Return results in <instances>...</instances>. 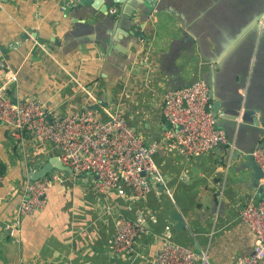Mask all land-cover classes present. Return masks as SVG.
I'll return each instance as SVG.
<instances>
[{
	"label": "crops",
	"instance_id": "1",
	"mask_svg": "<svg viewBox=\"0 0 264 264\" xmlns=\"http://www.w3.org/2000/svg\"><path fill=\"white\" fill-rule=\"evenodd\" d=\"M61 1L0 0V85L7 70L15 72L7 88L12 98L37 97L52 116L92 109L100 100L97 108L116 111L147 143L158 140L165 129V91L201 80L203 72L216 73L220 92L243 95L248 87L250 75L243 90L237 85L239 60L228 63L219 78L217 64L198 56L203 43L213 52L217 47L222 50L231 39L224 35H231L226 31L235 28L238 9L226 10V0H165L163 10L150 17L148 41L136 52L124 78L118 74L120 66H103L105 55L97 46L75 45L76 38L70 35L72 14L63 13ZM232 3L238 6V0ZM120 6H114L116 17L121 14ZM244 15L239 14L240 18ZM135 17L130 10L126 21ZM185 32L192 36L188 47L180 43L173 49L174 57H168L172 42ZM255 86L253 102L264 106ZM52 156L58 157L53 143L28 132L14 137L0 123V264H155L165 238L205 252L209 264H230L237 256L252 252L254 235L239 220L238 212L246 201H257L261 192L251 184V170L240 168L241 156L232 157L231 145L186 158L171 144H158L153 160L164 183L154 181L139 200L130 197L124 183L99 194L94 189V174L69 176L54 169L50 173L59 172L64 179L47 189L42 209L21 218L22 237L15 241L5 227L18 217L28 174ZM204 192H219L225 209L220 212L218 203L210 209L207 199L199 204ZM173 210L188 220L182 231L174 229ZM118 215L141 217L147 229L133 250L123 254L111 251Z\"/></svg>",
	"mask_w": 264,
	"mask_h": 264
},
{
	"label": "built area",
	"instance_id": "2",
	"mask_svg": "<svg viewBox=\"0 0 264 264\" xmlns=\"http://www.w3.org/2000/svg\"><path fill=\"white\" fill-rule=\"evenodd\" d=\"M15 76V72L7 70L0 85V123L7 126L14 137L28 132L31 136L53 143L61 163L71 169L69 176L80 172L94 174V189L99 194L124 183L130 197L139 200L152 189L154 181L163 184L165 178L158 172L153 160L158 144H171L178 155L186 158L229 145L225 131L215 126L208 88L200 79L165 91L162 103L165 129L158 140L146 143L116 111L97 108L101 105L100 100L96 108L52 116L46 104L37 97L12 98L6 89ZM99 114L103 117L100 118ZM252 157L261 171L258 180L261 197L257 201H246L238 212L239 220L254 235L252 252L237 256L230 264H262L264 257V148H256ZM63 179L61 173L53 172L25 182L18 217L5 227L15 241H20L22 237L21 218L42 209L46 204L47 189ZM146 230L141 217L132 219L118 215L111 251L114 254L132 251L136 240ZM155 264L209 262L205 252H195L165 238L158 248Z\"/></svg>",
	"mask_w": 264,
	"mask_h": 264
},
{
	"label": "water",
	"instance_id": "3",
	"mask_svg": "<svg viewBox=\"0 0 264 264\" xmlns=\"http://www.w3.org/2000/svg\"><path fill=\"white\" fill-rule=\"evenodd\" d=\"M227 1L226 10L238 9L235 28L226 31L231 35H224V39L228 40L229 37L231 39L222 50H218L217 47L213 52H209L206 43H203V46L199 48L198 56L201 60L203 58L217 64L220 70L219 78L223 76L222 70L228 63L239 60L236 64L240 66L236 67L239 77L237 85L243 90L247 83V76L250 75L248 87L245 88L243 95L236 94V92H229L230 94L220 92L214 72H203L201 80L208 88L209 99L213 100L210 110L215 117V126L225 131L227 142L229 146L231 145L232 157L237 159L241 156L240 168L246 166L245 168L251 170V184L260 191L261 186L258 180L261 171L252 157V152L256 148H264V106L254 104L252 84L257 85L255 89L258 88L259 98L264 99V0H238V6H235L232 0ZM164 2L165 0H63L61 4L63 13L72 14L70 35L74 34L75 45L80 48L97 46L105 55L102 59L103 66L104 63L106 66L109 63L120 66V72H117L120 78H124L125 72L135 59L136 52L141 49L142 44L148 41L150 17L158 10H163ZM117 4L121 5L118 8L121 14L116 17L114 14L116 10L111 11ZM130 10L136 17L126 21ZM241 12L245 14L242 18L239 16ZM85 20L90 23L84 24ZM228 23L232 24L230 21ZM191 39L192 36L185 32L180 40L172 42L168 57H174L173 49L180 43L188 47ZM54 43L61 45L59 40H54ZM241 48L243 52H240ZM128 51L131 53L128 54ZM122 55L126 57L123 58ZM253 76L255 77L254 82ZM6 93H10L9 89H6ZM96 107L97 105L92 108ZM54 169L68 173L71 171L70 167L63 165L58 157L52 156L38 170L30 171L28 179L42 178ZM210 192L203 193L199 204L207 199L210 209L218 203L221 212L225 209L226 203L219 199V192L208 195ZM170 217L176 222L174 224L176 231H182L187 227L188 220L178 210H173Z\"/></svg>",
	"mask_w": 264,
	"mask_h": 264
},
{
	"label": "trees",
	"instance_id": "4",
	"mask_svg": "<svg viewBox=\"0 0 264 264\" xmlns=\"http://www.w3.org/2000/svg\"><path fill=\"white\" fill-rule=\"evenodd\" d=\"M2 173V169L0 168V174Z\"/></svg>",
	"mask_w": 264,
	"mask_h": 264
}]
</instances>
